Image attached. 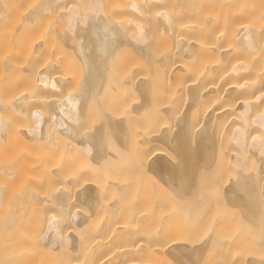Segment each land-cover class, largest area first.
Here are the masks:
<instances>
[{
    "label": "bare ground",
    "instance_id": "bare-ground-1",
    "mask_svg": "<svg viewBox=\"0 0 264 264\" xmlns=\"http://www.w3.org/2000/svg\"><path fill=\"white\" fill-rule=\"evenodd\" d=\"M0 264H264V0H0Z\"/></svg>",
    "mask_w": 264,
    "mask_h": 264
},
{
    "label": "rangeland",
    "instance_id": "rangeland-1",
    "mask_svg": "<svg viewBox=\"0 0 264 264\" xmlns=\"http://www.w3.org/2000/svg\"><path fill=\"white\" fill-rule=\"evenodd\" d=\"M77 62V61H76ZM76 62L74 61V64H76ZM224 133L226 132V128H224ZM222 130H221V133H220V135H223L224 133H222L223 132ZM225 156V155H224ZM229 175V174H228ZM234 177H235V175L233 174V173H230V175H229V182L231 181V180H233L234 179ZM212 177H211V175L210 174H207V176H206V181L207 180H210ZM218 197H219V195H218Z\"/></svg>",
    "mask_w": 264,
    "mask_h": 264
}]
</instances>
